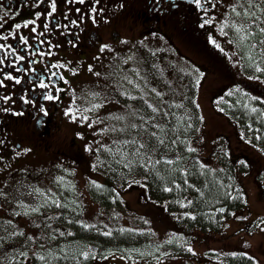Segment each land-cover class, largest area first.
<instances>
[{
  "label": "flooded vegetation",
  "instance_id": "obj_1",
  "mask_svg": "<svg viewBox=\"0 0 264 264\" xmlns=\"http://www.w3.org/2000/svg\"><path fill=\"white\" fill-rule=\"evenodd\" d=\"M53 3L56 4V11L48 15ZM229 3L230 0H201L198 7L194 0H84V3L77 0H0V35L6 37L0 39V59L4 61L0 64V195L8 193L18 181L19 174H39L44 169L43 175L33 179L44 184L48 179V168L53 165L75 168L87 163L88 179L100 185V190L106 180L99 172L110 169L117 186L113 187L117 190V205L120 206L116 207V214L145 215L143 211L152 205L145 187L146 178L144 180L135 174L124 176V165L110 164L109 167L108 161L104 162L106 166L103 169H97L93 154L98 147L96 142L104 139L99 137L103 136L102 131L91 134L88 129L85 130L82 147L76 135L69 133L67 138L62 139L60 132L64 126L71 130L83 126L80 123L89 124L86 120L77 121L82 114L80 104L84 93L92 85L101 88L105 84H114L116 59L127 54H142L148 50L144 44L148 40L156 41L168 47L165 50L173 52L179 50L178 43L195 50L207 60L201 68L188 66L197 72L198 81H202L208 71L224 72L225 80L208 97L214 110L219 103L223 108L239 100L254 103L261 114L258 118V113H253L252 125L249 123L242 130L237 120L218 109L225 124V132L221 133L219 141L229 147V152L220 153L219 146L211 141L207 155L197 154L183 160L180 163L183 184H176V189L183 191L182 206L178 210L180 218H174L168 209L163 208L154 216L151 213L146 214V218L142 217L152 225V229H146L150 232L158 230L163 235L158 241L159 244H166L164 251L174 247L183 253L179 258L161 255L159 258L163 261L170 258L180 264H264V251L259 255L253 253L254 240L262 238L264 243V151L252 143V131L258 130L252 120L264 125V52L252 64H243L235 53L238 68L233 69L218 44L209 42L210 35L218 31L216 24L219 22L212 21L213 17H221L220 11L230 7ZM28 20L35 23L23 27ZM17 24L21 25L19 30L15 27ZM45 25L48 27L45 28ZM32 28L36 31L33 32ZM20 37H24L27 43ZM18 56L24 59L17 60ZM151 68L184 70L183 66L173 63L154 64ZM235 70L242 71L249 79L238 77ZM9 75L13 79L5 78ZM16 79L20 80L19 84L15 83ZM41 80L46 87H40ZM116 93L118 112H124L125 108L120 104L129 103V98L118 90ZM48 96L53 99H47ZM163 100L165 103L167 98ZM232 140H240L245 146L257 150L262 157L261 164H255L246 152L235 151ZM168 160L173 163L176 159L168 158L166 162ZM207 168L213 173L210 184H214L219 191V201L208 202L209 195L204 191V185L190 182V178L194 177L189 175L190 171L200 173ZM240 173L245 174L240 176ZM249 174L257 192L259 208L247 200L246 181L243 183V180ZM118 181L125 182V185ZM171 189L167 186L160 189L168 201L172 199L169 195ZM104 190L100 195L106 201L104 209L108 213L109 206H114L115 202L109 201L107 188ZM125 194H134L136 208L126 204ZM11 209L7 205L1 206L0 220L10 222L8 214ZM60 212L55 207L52 215L45 213L44 209L33 214L35 217L18 214L12 220L15 227L12 231L0 229V264H60L62 258L58 252L61 250L63 254L64 251L60 248H66L72 242V247L76 248L74 227L86 226L71 220L68 226H62ZM89 219L92 220V217ZM105 221L103 227L107 230V219ZM95 226L96 223L86 226L90 227L87 230L89 235H92ZM134 230L137 234L134 251L139 255L134 256V263L148 264L144 260L153 257L152 251L140 239L147 230L140 227H134ZM69 232L73 235L69 236ZM109 245L114 246L107 240L101 245L91 243L87 245L84 257L77 258L74 251V257H65L64 261L66 264H78V261L81 264H110L109 259H114L113 264H131L125 257L123 260L118 251L108 250ZM50 248H58V251L51 252ZM144 256L147 258H142Z\"/></svg>",
  "mask_w": 264,
  "mask_h": 264
},
{
  "label": "rangeland",
  "instance_id": "obj_2",
  "mask_svg": "<svg viewBox=\"0 0 264 264\" xmlns=\"http://www.w3.org/2000/svg\"><path fill=\"white\" fill-rule=\"evenodd\" d=\"M253 1L254 0H251V7H249V0H236L238 4L236 3L235 12L229 10L227 13L225 12V9L220 11L222 14L221 17H213L212 19L214 22L218 20L219 23L216 24L218 31L216 30L214 35H210L209 42L214 43L215 41V43L218 44L225 60L233 69L238 68L235 53L241 54L245 52L249 54L252 52V54H254L255 52H258L260 55L264 52V43H262V41H264V31H262V29H264V2H261L262 6H258L253 10ZM232 2L233 0H230L229 4ZM224 4L225 2L221 5L220 10L224 7ZM237 12L241 14L239 17L236 15ZM248 12L254 13L250 19L247 17L245 18L244 15ZM235 27H242L246 31L237 33ZM221 28H223V32H221ZM256 35H259V38L256 41H250V39ZM241 36H246L247 38L241 40ZM259 43H261L260 46ZM144 44L148 50L143 51L142 54H127L121 59H116L114 62V65H117L114 73V84L112 85V88L115 87V91L110 88V86L108 88L106 86L107 84L102 85L101 88L92 85L89 86L90 89L85 91L83 102L80 104L82 114L77 121L83 122L86 120L89 124L80 123V125L83 126H76L77 129L73 128L71 130L69 127L64 126L60 132V137L65 139L68 137L69 133H72L77 136L82 147L85 143L82 135L85 134V130L88 129L87 131L91 134L95 131H102L103 136L99 137H103L104 140L96 142L98 147L96 148L93 157L98 163L97 169H103V167L106 166L104 162H107L110 159L112 166L117 165L119 167L120 164L124 166L128 165L125 166L127 169L126 174L131 175L133 167L132 161H135L139 167L142 165H153L148 161L149 152L146 153L144 149H140L139 142H149L150 140L152 141L151 144H159L158 138L164 139L165 143L163 145L159 144L161 152L158 155V158L163 154L168 155V153L174 149L172 140H177L178 143L176 146L180 148L182 145L183 151L184 143L182 137L189 130L187 129L188 127L185 128V124L190 120H194L195 116L196 119L198 118L197 116H199L198 127H200V131L199 142L197 143L198 146L192 145L193 149H195L194 151H189L188 155L190 157L197 154L207 155L212 146L210 143L211 141H214L216 145L219 146L221 149L219 150L220 153L229 152V147L227 148L222 141H219L221 133L225 132L224 120L221 119L222 116L220 115V112L218 110L216 111V109L214 110L208 101L210 92L215 87L218 88L220 82L225 80L224 72L221 70L213 72L208 71L206 77L203 78L202 81H198L197 72L192 69L193 67L188 68L187 64L188 66L192 65L201 68L205 61H207L201 54L178 43H176V45L179 50L176 52L165 50L168 49V47L162 46L153 40H148ZM245 44H247L248 50ZM250 47L251 51H249ZM243 48L246 50H243ZM162 52L167 55H163ZM259 55L256 57L252 56L249 64L256 63V60L260 59ZM170 60H172V63L176 64V66H183L184 70L177 71L175 68H172L169 71L168 69L159 70L158 68V70H154L151 68L154 64L169 63L167 61ZM235 71H237L236 75L238 77L249 79L248 76L244 74L246 72L243 73L240 70ZM112 72H114L113 69ZM254 80L258 81L257 79ZM117 90L123 96L137 98L134 100L129 99L130 104L126 102L121 103L120 105L125 108V111L120 113L118 112V103L115 101L114 96V94L117 96ZM181 90L186 92L185 96L187 97L184 100L182 99V96H179ZM111 92L114 94H111ZM164 97L169 98L167 103L163 102ZM192 97L194 101L192 100ZM171 101L173 102L171 103ZM96 104L100 105V107L93 108V105ZM149 104L152 105L153 108H156L158 112L154 113L152 109L148 107ZM177 104L182 105V107H176L175 105ZM181 110L184 111L187 120H185L186 118L182 119L184 113ZM164 113H167V115ZM117 116L123 117V119H115L114 117ZM84 117H87V119H84ZM140 117H154V119H149L148 123H145ZM179 123H182V127L186 130L184 133ZM75 124L78 123L75 121ZM153 124L161 125L164 131L161 132L159 128H156L154 131L155 136H151L147 139V135ZM132 125H136L137 128H133ZM121 129H126V131H120ZM133 139L137 140L135 145L125 144V141H131ZM252 143L255 142L252 140ZM100 144H103L104 147H99ZM151 144H149L150 147H152ZM232 146L235 151L242 150L249 154L250 157L254 159L255 164H261L262 157L257 154V150L252 146H245L240 140L236 142L233 141ZM137 151H139V155H136ZM111 154L112 156L109 157ZM102 158L104 162L102 161ZM151 161H155L154 157ZM136 163L134 164V167L136 166ZM226 165H228V163ZM48 169V179H46V181L44 180V184H39L33 181L37 175L44 174V169H42L39 174L37 172H26L18 175V181L10 187L8 193L0 195V207L3 205L4 207L5 205L12 207L11 212L8 214L10 222L0 220V229L12 231V229L15 228L12 220L18 214L24 217H35L33 214L35 215L40 209H44L45 213H50L52 215V209L56 207L54 202H59L61 205V207H59L61 210L59 219L61 220L60 224L62 226H68L70 220L72 223L85 224L86 226L95 223L96 225L104 226L106 222L105 220L107 219V221L109 220L107 222L108 226L110 224L115 227H117V225L120 227H133L135 225L136 228L140 227L144 230L149 228L144 219L140 217L137 218L135 215H120L115 212L107 213L104 209V204L96 197H93L94 195L92 196L90 194V188L86 184L87 182L82 178L81 171L76 170V172H74L72 167L65 165H53ZM135 169H137V167ZM244 174L245 173H240L238 175L241 176ZM244 182V189L248 202H251V205L254 204L256 208H259V204L256 200L257 192L253 186L250 174L248 178L243 180V183ZM90 185L93 186L92 183ZM52 190L54 192H52ZM169 195L174 196L171 192H169ZM124 197L126 204L129 205V207L136 208L134 194H125ZM181 200L182 198L178 199L176 206H181ZM255 203L258 205H255ZM33 209L37 210L33 211ZM91 217L92 220L89 219ZM84 219L91 221L86 222ZM117 220H119L120 224H118ZM51 222H53L52 218ZM86 226V230H90V227ZM43 228L46 227L43 226ZM74 229L76 234L78 231H83L79 226H75ZM133 236L134 239L137 238L136 233L133 234ZM162 236L163 235H161L158 230H154L153 234L147 232L145 238H148V241H146L145 246L147 248L156 246V244H159L160 241L158 240L161 239ZM67 238L66 240L68 241ZM262 241V238L256 241L254 240L253 253L255 255H259V253L264 251V243ZM73 244L74 243L72 242L71 244H68L66 248H60L64 250L63 254L61 253V250L58 252L60 253L58 255L62 258L60 259L61 262L66 260L65 257H72L74 251L76 252L77 250L79 251V256H77V258L85 256L84 252L87 247L84 246V244H81V246L78 247L77 245L76 249H74V247H72ZM161 245L160 249H163V246ZM110 246L111 245H109V247ZM92 249L94 250V248ZM113 249L116 250L115 252H120V256H123L121 257L123 260H125L124 257H126L127 261L131 264H136L134 263L135 260L133 258L135 255H139L135 254L134 250L127 248L125 250H122L121 248L118 250L119 248L115 249V247H113ZM88 250H90L89 247ZM167 250L168 252L163 251L162 254L155 252V255H152L153 257L151 259L145 256L142 258H147L144 262L147 263L148 261V264H180L179 261L174 262L170 258H167L164 261L159 258L161 255L163 256L167 254L173 255V257L176 258L183 255V253H180L181 250L179 251V248L177 249L173 247L172 249ZM50 251H58V248H50ZM147 256L149 255L147 254ZM113 260L114 259H109V263L113 264ZM78 262V264H81L80 261Z\"/></svg>",
  "mask_w": 264,
  "mask_h": 264
},
{
  "label": "trees",
  "instance_id": "obj_3",
  "mask_svg": "<svg viewBox=\"0 0 264 264\" xmlns=\"http://www.w3.org/2000/svg\"><path fill=\"white\" fill-rule=\"evenodd\" d=\"M186 92L183 91V93L181 94L182 99L184 100L187 96H185ZM173 102V101H172ZM183 103V101H182ZM180 103V104H182ZM225 111L230 117H232L233 119L237 120L239 125L241 126L242 130H245V128L247 127V125L251 122V113L250 110L247 106L246 102H239V100L236 101H232L230 104L228 105H224V107L222 108V111ZM182 112H184L183 110H181ZM254 113H258V118H260V114L258 112V110H254ZM198 118L196 119V116L194 118V120H190L185 124V128L189 129L187 131L186 134L183 135L182 137V141L184 143V147H183V151H182V145L179 147H177V140H172L173 145H174V149H172L170 151V153H168V155H173L176 154L179 155L178 159H174L175 161L173 163H168L166 162V159L163 158L164 154L161 155L160 158H158V155L161 152V148H159V144H151L152 141L149 140V144H151L152 147H156L158 148L157 151L155 152H149V156L151 157V159H155V161H151V163L153 165L150 166H138L137 163L135 161H132V174L135 175H139L140 177H142L144 180L146 178V183H145V187L147 190V193L150 194V198H151V203L152 205H148V207L145 209V211H143L146 214H151L153 213V216L158 214V212L160 210L164 208H171V209H176L179 206H176V203L178 202L179 197L182 194V190L181 189H176V184L178 186H181L182 183V174H181V167H180V163L185 160L188 159L189 155V147H191V149H193L192 144L199 141V127H198V122H199V116H197ZM190 119V118H189ZM176 120V119H175ZM187 120V119H185ZM256 120H252V122L256 125H253L254 127H257V131H252V139L253 141L260 147L263 148L264 150V125H258L256 122ZM258 122H260V119L257 120ZM264 123V120H263ZM177 124V123H176ZM174 124V125H176ZM180 127H182V123H179ZM178 124V125H179ZM252 125V124H251ZM183 133L186 131L183 127L181 128ZM152 135L148 134L147 135V139H149ZM191 143V144H190ZM162 147V146H161ZM148 156V157H149ZM153 156V157H152ZM86 160V159H85ZM94 161V158H93ZM156 161H159V163H156ZM96 163V162H95ZM136 163V166L134 167V164ZM110 161L108 162V165L110 167ZM136 167H139L138 169H135ZM72 170L74 172H76V170L81 171V176L84 179V181H86L88 184L89 182H92L88 179L89 175V168L87 167V163H84L83 165H78L77 167L74 168V166H72ZM125 173L124 175H126V171L127 169L125 168ZM100 176H103L104 183L102 186V190H100L99 188H95V184L92 186V188L90 189V194L93 197H96L99 201H101L104 205L106 203L105 199L102 198V192H105L104 189L107 188V197L110 198L109 201H114L115 205L114 206H109L108 211L110 213H116V207H120L119 205H117V202L119 200H117V190L116 188L113 187H117L115 185V181L112 179L113 177L110 175V169H105L103 172H99ZM109 175V177H108ZM191 176H194L192 178H190V182H193L195 184H203L205 189L204 191L207 192V194L209 195L207 198L208 202L211 201H219L221 199V195L219 193V191L210 183L212 182V178L211 176L213 175L212 172H210L207 169H205L204 172L198 173L196 171H190ZM118 183H122L121 181H118ZM115 185V186H113ZM170 187L171 189V193L174 194V198L171 200H167L164 199V194L163 191L161 192L160 189H163V187ZM114 198V199H113ZM113 199V200H112ZM108 201V202H109ZM114 207V208H113ZM146 214L141 215V217L146 218ZM150 223V221H149ZM148 223V227L151 228L152 225H149ZM154 223V219L151 221V224ZM82 228V227H81ZM82 232H79L76 234L75 233V243L79 246H81V244H84V246H87L91 243H98L101 245V243L107 239V242L110 241V243L114 244V246H111L108 248V250L112 251L114 250L113 247H115V249H120V248H132L133 244H134V232L133 229L131 227L128 228H119V227H114V225L110 224L108 226V231L106 230V228H104L103 226H96L93 230V234L89 235L87 233L86 228H82ZM104 233H110V235H104ZM117 234V236H116ZM89 239H88V238ZM106 238V239H105ZM118 243V244H117ZM76 245V247H77ZM155 252H157V250H155ZM79 251L77 250L75 252L76 256H79ZM67 262L62 261L60 262V264H66Z\"/></svg>",
  "mask_w": 264,
  "mask_h": 264
},
{
  "label": "snow or ice",
  "instance_id": "obj_4",
  "mask_svg": "<svg viewBox=\"0 0 264 264\" xmlns=\"http://www.w3.org/2000/svg\"><path fill=\"white\" fill-rule=\"evenodd\" d=\"M77 2H79V3H84V0H77ZM194 2L197 4V6L199 7V6H201V0H194ZM249 7H251V0H249ZM56 11V4L55 3H53L52 5H51V12H49L48 13V15H52V13H54ZM233 11L235 12L236 10L235 9H233ZM236 15L239 17L241 14L239 13V12H237L236 13ZM245 15V17H247V18H251L253 15H254V13H251V12H248V13H245L244 14ZM37 18H39V16L37 15ZM206 23L208 22V21H205ZM35 23V21H33V20H28L27 22H25L24 23V25H23V27H28L29 25H31V24H34ZM15 27H16V29L17 30H19L20 29V27H21V25L20 24H17V25H15ZM48 26L47 25H45V28H47ZM32 31L33 32H35L36 31V29L35 28H32ZM235 31L237 32V33H240L241 31H246L245 29H243L242 27H235ZM262 31H264V29H262ZM221 32H223V28H221ZM6 37H4L3 35H0V39H5ZM247 37L246 36H241L240 37V39L241 40H243V39H246ZM20 39H21V41H23L24 43H27V41L24 39V37H20ZM262 43H264V41H262ZM13 55H14V53H12ZM16 59L17 60H23L24 59V57L23 56H18V57H16ZM4 63V61L2 60V59H0V64H3ZM52 67H56V65H53ZM20 69H17V71H19ZM256 71L257 72H259L260 71V68L259 67H257L256 68ZM6 79H9V80H11V79H13V77L12 76H6L5 77ZM15 83H17V84H19L20 83V80L19 79H16L15 80ZM40 87H46V85L44 84V82L41 80L40 81ZM47 99H53V97L52 96H48V97H46ZM129 99H137L136 97H128ZM176 107H182V105H179V104H177V105H175ZM98 107H100V105H98V104H96V105H93V108H98ZM148 107L149 108H151L152 109V111L154 112V113H156V112H158V110L156 109V108H153L152 107V105H148ZM70 114V113H69ZM165 115H167V113H165ZM115 119H117V120H122L123 119V117H120V116H117V117H114ZM142 120H144L145 121V123H148V121H149V119H154V117L153 118H146V117H140ZM84 119H87V117H84ZM132 127L133 128H137V126L136 125H132ZM152 127H154V128H159L160 129V131L161 132H163L164 131V129H163V127L161 126V125H159V124H153L152 125ZM120 131H126V129H121ZM152 136H155V133H152L151 134ZM159 139V144L160 145H163L164 143H165V141H164V139H162V138H158ZM137 143V140H135V139H133V140H131V141H125V144H133V145H135ZM139 147H140V149H144L145 150V152L147 153V152H155V151H157L158 150V148H156V147H150V145H149V142H145V141H141V142H139ZM189 151H194V149H191V148H189L188 149ZM136 155H139V151H137V153H136ZM148 161H149V163H151V157L149 156L148 157ZM168 163H172V160H168L167 161ZM156 163H159V161H156ZM125 166H128V165H125ZM138 181H133V183H137ZM97 188H99L100 187V185H95ZM168 189H166V191H167ZM38 191V190H37ZM55 204H56V207H61V205L59 204V202H54ZM37 209H33V211H36ZM262 230H264V229H262ZM68 235L69 236H71V235H73V233H71V232H69L68 233ZM104 235H110V233H104ZM189 251H191V249H188ZM41 259H43V257H41Z\"/></svg>",
  "mask_w": 264,
  "mask_h": 264
}]
</instances>
